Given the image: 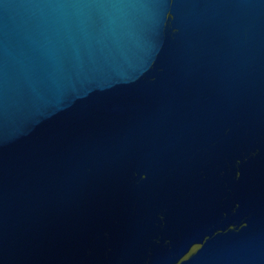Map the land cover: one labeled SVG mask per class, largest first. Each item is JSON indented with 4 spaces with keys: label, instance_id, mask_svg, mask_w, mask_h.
<instances>
[{
    "label": "water",
    "instance_id": "obj_1",
    "mask_svg": "<svg viewBox=\"0 0 264 264\" xmlns=\"http://www.w3.org/2000/svg\"><path fill=\"white\" fill-rule=\"evenodd\" d=\"M0 264H264V0H0Z\"/></svg>",
    "mask_w": 264,
    "mask_h": 264
}]
</instances>
